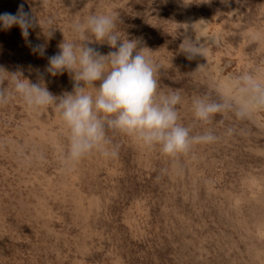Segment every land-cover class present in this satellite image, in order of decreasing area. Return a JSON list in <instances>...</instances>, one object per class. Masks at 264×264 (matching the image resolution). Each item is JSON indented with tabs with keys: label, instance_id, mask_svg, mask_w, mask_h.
Masks as SVG:
<instances>
[{
	"label": "rangeland",
	"instance_id": "374dc122",
	"mask_svg": "<svg viewBox=\"0 0 264 264\" xmlns=\"http://www.w3.org/2000/svg\"><path fill=\"white\" fill-rule=\"evenodd\" d=\"M22 2L41 25L27 39L46 55L18 27L0 30L5 71L36 82L35 69L76 39L73 23L112 13L159 66L158 92L180 93L179 122L218 139L173 157L110 131L116 156L93 151L67 165L55 106L33 110L13 95L0 104V264H264V110L203 123L191 108L195 97L218 100L225 76L264 69V0H0V13ZM186 38L200 39L203 56L187 58ZM45 84L59 97L74 81L64 72Z\"/></svg>",
	"mask_w": 264,
	"mask_h": 264
},
{
	"label": "clouds",
	"instance_id": "9594fccd",
	"mask_svg": "<svg viewBox=\"0 0 264 264\" xmlns=\"http://www.w3.org/2000/svg\"><path fill=\"white\" fill-rule=\"evenodd\" d=\"M37 24L41 27L36 15L25 10L23 2L15 13H0V30L18 27L31 52L45 56L46 44L27 39ZM50 29L45 36L52 35ZM71 31L76 39L64 38L59 50L47 57L44 70L35 69L36 82L22 72L9 73L0 67V72L9 74L8 79L0 76V85L4 81L11 85V88L0 86V104L16 95L33 110L55 106L69 133L65 164H75L93 151L105 157L116 156L117 147L111 145L108 137L110 131L134 136L148 147L159 146L164 155L173 157L187 153L193 145L210 144L218 139L212 130L192 135L191 129L179 122L180 93L158 92L159 66L145 54L148 48L140 47L139 39L124 35L114 14L89 15L83 22L73 23ZM92 41L106 42L115 50L102 54L92 46ZM180 47L190 60L204 54V44L197 38H186ZM64 72L71 74L73 90L57 97L45 84L46 74L56 76ZM221 88L218 100L206 96L192 99L191 108L197 121L209 123L217 114L226 112L245 119L264 110V69L229 74ZM227 134L231 135L232 129Z\"/></svg>",
	"mask_w": 264,
	"mask_h": 264
}]
</instances>
